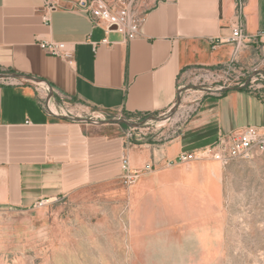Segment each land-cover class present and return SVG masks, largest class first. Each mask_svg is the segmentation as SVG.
I'll return each instance as SVG.
<instances>
[{
  "label": "crops",
  "instance_id": "0c3cea01",
  "mask_svg": "<svg viewBox=\"0 0 264 264\" xmlns=\"http://www.w3.org/2000/svg\"><path fill=\"white\" fill-rule=\"evenodd\" d=\"M43 5L44 0H0V74L6 75L0 77V208H27L115 181L122 176L123 155L145 178L163 181L172 204L214 205L220 190L212 178L220 168L208 170V160L164 161L246 125L264 128V96L247 88L195 91L199 102L193 115L177 137L160 144L131 143L119 123L67 112L77 106L118 115L170 108L193 70L231 60L234 47L228 39L237 18L250 35L264 31V0H155L140 34L130 40L116 30L106 33L75 9L51 11L46 25ZM41 40L67 42L75 50V63L46 53ZM258 54L259 45L253 43L241 62ZM153 160L154 167L144 169ZM201 165L203 170H194ZM169 166L175 167L162 168ZM185 168L192 171L191 182L182 179Z\"/></svg>",
  "mask_w": 264,
  "mask_h": 264
},
{
  "label": "rangeland",
  "instance_id": "374dc122",
  "mask_svg": "<svg viewBox=\"0 0 264 264\" xmlns=\"http://www.w3.org/2000/svg\"><path fill=\"white\" fill-rule=\"evenodd\" d=\"M128 1L140 15L155 2ZM204 84L184 82L174 105L161 112L118 115L77 106L67 113L119 123L134 144L165 143L193 115L194 87ZM206 160L209 170L220 168L212 178L220 190L214 205H174L164 182L141 172L132 183L121 176L42 205L0 208V264H264V154L226 165L198 159Z\"/></svg>",
  "mask_w": 264,
  "mask_h": 264
},
{
  "label": "built area",
  "instance_id": "2783aa9c",
  "mask_svg": "<svg viewBox=\"0 0 264 264\" xmlns=\"http://www.w3.org/2000/svg\"><path fill=\"white\" fill-rule=\"evenodd\" d=\"M64 8L79 10L87 14L94 25L103 26L106 33L116 30L128 40L140 34L144 21V14H136L131 8V1L128 0H44L41 14L43 23L49 25V13ZM223 41L225 40L220 39L218 43ZM228 41L234 47L231 60L213 68L193 70V79H198L203 84L207 82L204 86L194 87V91L220 93L231 88H247L264 96V31L250 35L245 30L243 22L237 18L232 23V34ZM103 42H107L106 38ZM253 43L259 45V54L251 56L248 62H241L242 52ZM39 46L46 53L62 57L71 65L75 63V50L67 42L41 40ZM258 154H264V128L246 125L237 132L220 134L212 144L194 151H182L174 159H165L164 162L166 165H171L212 158L226 165L237 159H251ZM153 167L154 160L146 164L144 169L149 170ZM121 169L122 177L127 183L134 182L142 172L131 168L127 155L121 158ZM46 200L48 199H42L38 204L42 205Z\"/></svg>",
  "mask_w": 264,
  "mask_h": 264
},
{
  "label": "bare ground",
  "instance_id": "6f19581e",
  "mask_svg": "<svg viewBox=\"0 0 264 264\" xmlns=\"http://www.w3.org/2000/svg\"><path fill=\"white\" fill-rule=\"evenodd\" d=\"M55 110H53V112H54ZM203 166L201 165V166H199V167H195L194 168V170H196V169H200V170H203ZM206 168L209 170V168H210V166H209V164H207L206 165ZM210 169H212V168H210ZM216 170V169H215ZM183 175H182V178L185 180V181H187V182H191L192 181V178H188V176L189 175H191L192 174V171H188V169L187 168H185V169H183V173H182Z\"/></svg>",
  "mask_w": 264,
  "mask_h": 264
},
{
  "label": "water",
  "instance_id": "95a60500",
  "mask_svg": "<svg viewBox=\"0 0 264 264\" xmlns=\"http://www.w3.org/2000/svg\"><path fill=\"white\" fill-rule=\"evenodd\" d=\"M6 75H4V74H0V77H5ZM231 89H234V88H231ZM235 89H241V88H235ZM226 90H230V89H226ZM225 90V91H226Z\"/></svg>",
  "mask_w": 264,
  "mask_h": 264
}]
</instances>
